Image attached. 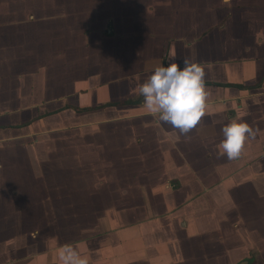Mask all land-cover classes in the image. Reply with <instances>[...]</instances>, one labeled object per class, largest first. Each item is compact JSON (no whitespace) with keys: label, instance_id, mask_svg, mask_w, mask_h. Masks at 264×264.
Listing matches in <instances>:
<instances>
[{"label":"crops","instance_id":"crops-1","mask_svg":"<svg viewBox=\"0 0 264 264\" xmlns=\"http://www.w3.org/2000/svg\"><path fill=\"white\" fill-rule=\"evenodd\" d=\"M173 57L211 92L179 140L139 93ZM232 121L256 130L237 160ZM65 244L89 264H264V0H0V264H60Z\"/></svg>","mask_w":264,"mask_h":264},{"label":"clouds","instance_id":"clouds-1","mask_svg":"<svg viewBox=\"0 0 264 264\" xmlns=\"http://www.w3.org/2000/svg\"><path fill=\"white\" fill-rule=\"evenodd\" d=\"M181 67L173 57L167 66L158 65L148 79L139 86V93L144 98V107L158 125H170L178 130L180 136L189 138L207 114L211 92L205 84V68L190 58H183ZM223 141L219 145L220 155L228 160L241 157L246 142L255 138L254 130L246 122L232 121L221 129ZM60 264H89L72 245L65 244L58 251Z\"/></svg>","mask_w":264,"mask_h":264},{"label":"rangeland","instance_id":"rangeland-1","mask_svg":"<svg viewBox=\"0 0 264 264\" xmlns=\"http://www.w3.org/2000/svg\"><path fill=\"white\" fill-rule=\"evenodd\" d=\"M164 2H166V1H163V3ZM175 4H177V6H180V7H182L183 5H185V8L188 9L189 6H192L193 4H195V0H178V1L175 0Z\"/></svg>","mask_w":264,"mask_h":264}]
</instances>
